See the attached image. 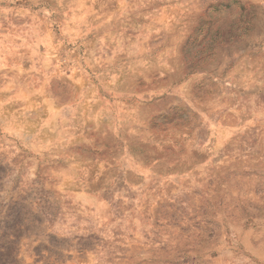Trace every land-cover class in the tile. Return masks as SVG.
Returning <instances> with one entry per match:
<instances>
[{"label":"rangeland","instance_id":"374dc122","mask_svg":"<svg viewBox=\"0 0 264 264\" xmlns=\"http://www.w3.org/2000/svg\"><path fill=\"white\" fill-rule=\"evenodd\" d=\"M0 264H264V0H0Z\"/></svg>","mask_w":264,"mask_h":264}]
</instances>
